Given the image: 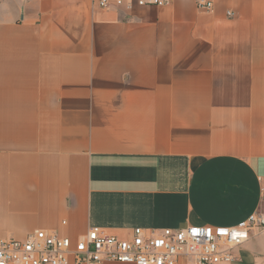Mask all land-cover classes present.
Segmentation results:
<instances>
[{
	"label": "crops",
	"instance_id": "0c3cea01",
	"mask_svg": "<svg viewBox=\"0 0 264 264\" xmlns=\"http://www.w3.org/2000/svg\"><path fill=\"white\" fill-rule=\"evenodd\" d=\"M256 210L264 0H0V236L131 238ZM235 255L264 264V234Z\"/></svg>",
	"mask_w": 264,
	"mask_h": 264
},
{
	"label": "built area",
	"instance_id": "2783aa9c",
	"mask_svg": "<svg viewBox=\"0 0 264 264\" xmlns=\"http://www.w3.org/2000/svg\"><path fill=\"white\" fill-rule=\"evenodd\" d=\"M99 7L132 8L133 0H95ZM210 10L213 0H195ZM170 0H137L139 5H166ZM229 15L233 13L228 12ZM264 234V210L235 226L193 225L152 229L136 227L131 238L92 226L73 240L57 230L36 229L21 240L0 236V264H231L236 250Z\"/></svg>",
	"mask_w": 264,
	"mask_h": 264
},
{
	"label": "water",
	"instance_id": "95a60500",
	"mask_svg": "<svg viewBox=\"0 0 264 264\" xmlns=\"http://www.w3.org/2000/svg\"><path fill=\"white\" fill-rule=\"evenodd\" d=\"M183 226H185V225H183Z\"/></svg>",
	"mask_w": 264,
	"mask_h": 264
}]
</instances>
